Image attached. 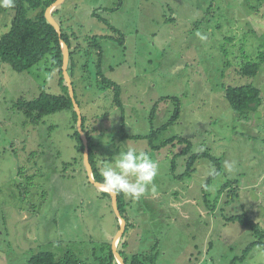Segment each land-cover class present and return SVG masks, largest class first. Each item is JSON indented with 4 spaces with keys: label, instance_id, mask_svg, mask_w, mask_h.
<instances>
[{
    "label": "rangeland",
    "instance_id": "rangeland-1",
    "mask_svg": "<svg viewBox=\"0 0 264 264\" xmlns=\"http://www.w3.org/2000/svg\"><path fill=\"white\" fill-rule=\"evenodd\" d=\"M122 2L60 5L64 27L77 37L72 46L81 47L72 53L69 75L95 165L114 163L125 147L159 163L155 193L125 196L127 229L118 253L126 264L133 256H153L148 264H264V247H253L243 259L255 238L248 228L226 221L245 212L264 230V0ZM13 15V7H0V36ZM197 32L208 39L201 41ZM49 58L23 73L0 62V264H27L41 252L100 264L120 221L111 197L88 180L72 112L33 124L14 108L19 99L30 101L42 92L63 94L65 78ZM99 60L102 76L121 91L120 109L113 90L101 86ZM248 63L258 64L256 76L239 73ZM248 85L260 91L262 102L241 116L225 91ZM163 98L177 103H159L151 124L152 109ZM176 106L179 118L154 145L181 137L192 146L186 156L179 155L184 145L151 149L145 138L170 121ZM203 151L220 164L206 192L217 169L209 160H198L184 176L186 160Z\"/></svg>",
    "mask_w": 264,
    "mask_h": 264
},
{
    "label": "trees",
    "instance_id": "trees-1",
    "mask_svg": "<svg viewBox=\"0 0 264 264\" xmlns=\"http://www.w3.org/2000/svg\"><path fill=\"white\" fill-rule=\"evenodd\" d=\"M56 2V0H14V15L10 22V26L7 32L0 36V62L8 65L14 72L23 73L33 66L37 65L44 58L49 56L50 62L52 65L59 70V75L63 76L62 66H63V55L61 50L60 42L63 41L69 48V63L71 64V70H73L74 63L72 62V55L80 52V45H73L72 43L77 40L74 32H69L64 27V22L60 17L61 10L60 7L55 8L52 11V17L57 22L61 30V36L58 35L53 26L47 21L45 18V11ZM122 0H118V7L122 6ZM117 8V7H116ZM115 9H110V12H114ZM100 22H104L108 24L106 21L99 19ZM95 42V48L99 49L97 42V37H92ZM121 39V38H119ZM74 52V53H73ZM73 53V54H72ZM69 63H68V74H69ZM101 60L98 61V75L101 76V86L112 89L114 92V103L116 108L121 107L120 102V89L116 84L112 81L106 80L101 74ZM259 72L258 64L248 63L244 64L239 73L243 76L253 77L256 76ZM72 78V75H69ZM62 82L63 79H62ZM75 98V97H74ZM225 98L228 101L229 106L232 110L238 115L245 116L250 112H255L261 105V97L260 91L251 85L248 86H240V87H232L228 88L225 91ZM163 101H173L177 103L176 98H163L155 104V107L152 109L151 115L149 117V121L152 124V121L155 116L156 107L159 103ZM14 108L23 113L25 118L36 124L40 122L44 117L48 115H52L62 111H70L73 115V123L76 126L77 124V114L74 110V106L72 100L69 95L68 87H65V91L62 95L53 96L46 92H42L38 97L26 101L24 99H19ZM179 118V107L176 106L173 116L170 121L159 128L158 130H153L147 135L145 138L148 140V143L151 149H160L165 147L168 144H173L174 142L179 143L180 145H184L183 150L179 154L180 156H186L189 154L192 146L191 143L181 137L172 138L166 141L160 146L155 148L154 142L159 137V134L166 130L171 124H173ZM82 129L84 131V118L82 117ZM88 145H89V160L92 166L93 177L96 182L103 184V178L101 176V168L97 167L94 163V157L92 152L93 143L91 141L90 135L85 133ZM73 138L76 141V149L83 155L84 145L80 134L78 131L75 132ZM134 139H139L136 137ZM200 159L209 160L215 167H217L216 171L208 178L203 191L206 192V188L209 183L218 175L220 172L219 162L216 158H214L208 151H203L197 154L191 155L186 160V170L184 176H190L194 171V166L196 162ZM183 177V176H180ZM178 177V178H180ZM229 183V182H228ZM227 185V184H226ZM227 188V186H225ZM222 188V189H225ZM234 192V189H232ZM104 192V191H102ZM105 195L109 196L107 192H104ZM236 194V193H235ZM110 197V196H109ZM205 203L208 207L207 196L205 195ZM117 204L118 209L123 217L126 213V200L125 195L123 193L117 194ZM211 208V206H210ZM213 209V207L211 208ZM124 218V217H123ZM126 221V229H127V220ZM227 222H236L241 226L248 228L254 238L255 242L247 247L244 251L243 259L245 255L248 253L250 249L255 246L264 247V230H261L258 224L251 220V218L243 212L239 216H234L226 219ZM125 229V231H126ZM123 237V236H122ZM122 239L119 241V245L122 244ZM118 245V246H119ZM106 258L100 260V264H118L114 254L112 252V248L109 247L106 252ZM121 258L126 264L127 259L120 254ZM154 257L145 256H133L130 259L131 264H148L154 262ZM27 264H83L75 255L71 253H66L61 258H57L53 253L50 252H41L34 256H32Z\"/></svg>",
    "mask_w": 264,
    "mask_h": 264
},
{
    "label": "clouds",
    "instance_id": "clouds-1",
    "mask_svg": "<svg viewBox=\"0 0 264 264\" xmlns=\"http://www.w3.org/2000/svg\"><path fill=\"white\" fill-rule=\"evenodd\" d=\"M14 0H0V7L11 8ZM201 41H206V34L197 32ZM228 171L232 170L233 164L225 162ZM159 173V163L146 153L125 147L120 150L113 162H108L101 169L105 191L118 194L123 193L131 199L141 198L149 189L155 193V178Z\"/></svg>",
    "mask_w": 264,
    "mask_h": 264
},
{
    "label": "water",
    "instance_id": "water-1",
    "mask_svg": "<svg viewBox=\"0 0 264 264\" xmlns=\"http://www.w3.org/2000/svg\"><path fill=\"white\" fill-rule=\"evenodd\" d=\"M65 0H56V2L54 4H52L46 11H45V18L47 19V21L53 26V28L56 30V32L58 33L59 36H61V30L59 25L57 24V22L54 20V18L52 17V11L59 7L60 5H62L64 3ZM61 50H62V55H63V66H62V71H63V76L65 78L68 90H69V95L70 98L72 100L73 106H74V110L77 114V129L78 132L80 134V137L82 139L83 145H84V152H83V157H84V162L86 165V170H87V175H88V180L90 182V184L94 185L96 188L100 189V190H104V188L102 187V183L96 182L94 177H93V171H92V166L90 164V160H89V145H88V140L87 137L85 135V133L83 132L82 129V116H81V112L79 109V106L74 98V90H73V85H72V81L71 78L68 74L67 68H68V63H69V48L66 45L65 42L61 41ZM105 191V190H104ZM107 192V191H105ZM109 196L111 197V201H112V206L114 209L115 214L117 215L119 221H120V230L117 234V236L115 237L113 244H112V252L114 254V257L117 261L118 264H124L123 259L121 258L120 254L117 251V245L120 241V239L122 238L125 229H126V221L124 220V218L121 216V213L118 209V204H117V194H113L108 192Z\"/></svg>",
    "mask_w": 264,
    "mask_h": 264
}]
</instances>
